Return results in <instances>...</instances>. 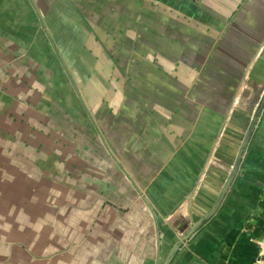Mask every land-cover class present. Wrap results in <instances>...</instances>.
<instances>
[{"label":"crops","instance_id":"obj_1","mask_svg":"<svg viewBox=\"0 0 264 264\" xmlns=\"http://www.w3.org/2000/svg\"><path fill=\"white\" fill-rule=\"evenodd\" d=\"M37 148L71 187L16 206L4 165ZM82 149L108 168L88 203ZM6 187L0 264L264 260V0H0Z\"/></svg>","mask_w":264,"mask_h":264},{"label":"rangeland","instance_id":"obj_2","mask_svg":"<svg viewBox=\"0 0 264 264\" xmlns=\"http://www.w3.org/2000/svg\"><path fill=\"white\" fill-rule=\"evenodd\" d=\"M248 91H251L253 93L252 100H244L242 103V108L245 109L247 114H251L252 108L255 106V104L258 102V99L260 96H262V89H254L251 88L250 90L247 88L246 93L248 96L250 93ZM245 93V97H247ZM248 98V97H247ZM249 125V122L248 124ZM244 125H242V128ZM243 131L245 129H242ZM245 133V131H244ZM244 133L243 136L245 135ZM244 140V137H242V141ZM242 149V148H241ZM215 150V149H214ZM247 149H245L246 151ZM40 148L34 149L33 152L29 151L28 156H25L24 153L20 152L19 159H16L14 164L10 166L11 169H8L9 167L4 165V168L6 170L11 171L12 173H15L16 180L13 181L11 179H5L6 183L11 186V188H17L16 195L21 193V190L19 188L23 189H29L31 195L23 196L22 199H19L17 197L16 200H18V206L19 204L26 203L27 201L29 203H38V199L41 197L48 198L49 202H56L57 199V189L63 188L66 186H70L68 184V180H72V167L71 164L66 160V162H63L61 159L57 160V162L53 164H49L46 162L41 161L39 158L40 155ZM213 152L210 157H213ZM55 156L57 155L56 151L53 152ZM51 155V154H50ZM244 157V156H243ZM21 158V159H20ZM237 159V155L230 156L229 159ZM243 159V158H242ZM81 165H80V185L79 189L81 190V202L82 203H88L89 199H92V197L95 198V195L101 194L102 192H99L104 187L105 182V171H108L107 165L104 163L102 159H93L92 155L88 153L87 150L82 149L81 151ZM70 166V168H68ZM95 173H97V176H95ZM69 176V177H68ZM96 178L95 179H90ZM97 190V191H96ZM35 191V192H34ZM36 194V195H35ZM37 194L39 196H37ZM14 197V196H12ZM11 196H9L8 189L2 191L0 195V208L2 210V213L4 214V218L7 221V214L9 209V199H12ZM264 198V197H263ZM26 199L27 201H25ZM260 219L261 222H264V212L261 211ZM261 222L255 223L257 226V229L260 233H263L264 235V225L261 224ZM7 229V228H6ZM25 229H21V232H24ZM34 234L38 231V229H29ZM262 247L264 246V240L262 242ZM264 252V247L263 250Z\"/></svg>","mask_w":264,"mask_h":264},{"label":"water","instance_id":"obj_3","mask_svg":"<svg viewBox=\"0 0 264 264\" xmlns=\"http://www.w3.org/2000/svg\"><path fill=\"white\" fill-rule=\"evenodd\" d=\"M231 183H232V179H229L228 182L226 183V185H225L223 191H222V194H221V196H220V201L225 197V195H226V193H227V191H228V189H229ZM209 217H211V216H210V215L207 216L203 221H206V219H208ZM203 221L200 222V223H198V224H196V225H194V226L192 227L191 231H189V233H188L187 236L189 237L190 235H192L193 232L197 229V227H199L200 225L203 224ZM186 229H188V225H187V224H185V225H183L181 228H179V231H181V233H184V232L186 231ZM219 257H220V255H219Z\"/></svg>","mask_w":264,"mask_h":264},{"label":"trees","instance_id":"obj_4","mask_svg":"<svg viewBox=\"0 0 264 264\" xmlns=\"http://www.w3.org/2000/svg\"><path fill=\"white\" fill-rule=\"evenodd\" d=\"M261 208H262V210H263V212H264V200L262 201V203H261ZM211 220V218L209 217L208 219H206V222L207 221H210ZM261 221H259V223H260ZM261 224H263L264 225V222H261ZM258 233V229H257V231H255V234H257Z\"/></svg>","mask_w":264,"mask_h":264},{"label":"built area","instance_id":"obj_5","mask_svg":"<svg viewBox=\"0 0 264 264\" xmlns=\"http://www.w3.org/2000/svg\"><path fill=\"white\" fill-rule=\"evenodd\" d=\"M254 264H264V260L261 257L260 259L256 260Z\"/></svg>","mask_w":264,"mask_h":264}]
</instances>
